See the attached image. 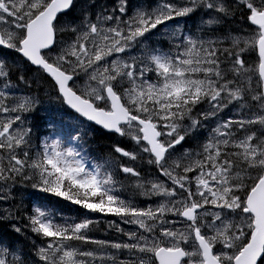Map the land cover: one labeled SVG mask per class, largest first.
<instances>
[{"label": "snow or ice", "instance_id": "snow-or-ice-1", "mask_svg": "<svg viewBox=\"0 0 264 264\" xmlns=\"http://www.w3.org/2000/svg\"><path fill=\"white\" fill-rule=\"evenodd\" d=\"M0 225V264H264V0H0Z\"/></svg>", "mask_w": 264, "mask_h": 264}, {"label": "trees", "instance_id": "trees-1", "mask_svg": "<svg viewBox=\"0 0 264 264\" xmlns=\"http://www.w3.org/2000/svg\"><path fill=\"white\" fill-rule=\"evenodd\" d=\"M107 142H105V145H108ZM3 234H5V232H4V226L0 225V235H3Z\"/></svg>", "mask_w": 264, "mask_h": 264}]
</instances>
